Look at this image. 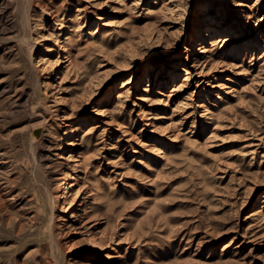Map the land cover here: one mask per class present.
Instances as JSON below:
<instances>
[{"label": "rangeland", "instance_id": "1", "mask_svg": "<svg viewBox=\"0 0 264 264\" xmlns=\"http://www.w3.org/2000/svg\"><path fill=\"white\" fill-rule=\"evenodd\" d=\"M263 197L264 0H0V264H264Z\"/></svg>", "mask_w": 264, "mask_h": 264}, {"label": "bare ground", "instance_id": "2", "mask_svg": "<svg viewBox=\"0 0 264 264\" xmlns=\"http://www.w3.org/2000/svg\"><path fill=\"white\" fill-rule=\"evenodd\" d=\"M199 29V27H198ZM209 31L208 30H203L202 29V26H201V29L198 30V32L195 34L194 36V41L195 42H200V41H204L206 38H208L209 36ZM245 42V43H243ZM243 42V45L241 43H239V47L236 46V48L240 49V50H246V49H249L251 45H254L256 43V40L254 41L253 39L251 38H248V39H245ZM237 45V44H236ZM162 66V65H160ZM153 72H157V69H156V66H148L144 72V78L147 80V82H150V80L152 79V73ZM177 76V74H175ZM82 127V122L78 123L77 125L75 126H72L71 129H70V136L69 138H74L75 136H77V133L79 132L80 128ZM76 161H73V162H77V159H75ZM72 186V184L68 185V187ZM65 195H66V188L64 187L63 188V191H62V195L59 196V199H61L62 201L65 200ZM264 199V197L262 198V200ZM264 203V201L262 202ZM74 215H71L69 217L68 222H70L71 218H73ZM66 219H65V216H61V219L59 222H65ZM69 264H72L71 260L69 262Z\"/></svg>", "mask_w": 264, "mask_h": 264}]
</instances>
